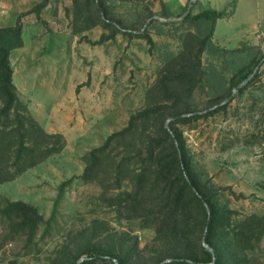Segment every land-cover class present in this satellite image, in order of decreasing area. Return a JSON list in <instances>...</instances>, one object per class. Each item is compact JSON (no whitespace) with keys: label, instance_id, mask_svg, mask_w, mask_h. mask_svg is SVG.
Returning <instances> with one entry per match:
<instances>
[{"label":"rangeland","instance_id":"1","mask_svg":"<svg viewBox=\"0 0 264 264\" xmlns=\"http://www.w3.org/2000/svg\"><path fill=\"white\" fill-rule=\"evenodd\" d=\"M103 1L107 15H100L119 28L115 36L99 21V0H0V27L23 25L24 45L10 55L17 93L45 132L66 139L61 153L0 185V264H81L92 248L128 256L127 264L204 259L207 207L199 203L181 239L157 237L153 213L164 203V181L152 187L160 167L149 150L167 154L159 141L176 113L223 105L177 127L195 174L217 191L216 206L235 212L216 242L231 243L234 264H264V65L244 92L233 89L264 55V0H199L193 15L226 13L201 53L211 22L186 18L190 0ZM145 30L152 42L125 33ZM148 111L154 112L101 156L94 179L82 180L89 153ZM17 138L5 135L2 163L12 164L9 148ZM143 172L144 211L127 196ZM15 201L37 208L46 221L33 242L1 214Z\"/></svg>","mask_w":264,"mask_h":264},{"label":"trees","instance_id":"2","mask_svg":"<svg viewBox=\"0 0 264 264\" xmlns=\"http://www.w3.org/2000/svg\"><path fill=\"white\" fill-rule=\"evenodd\" d=\"M191 2L192 0L185 6L183 14L187 12ZM97 9L99 15L100 12L105 16L107 15L106 4L103 0H99ZM168 15H170L169 11ZM224 17H226V13L213 9L204 10L195 15L191 11L186 16L187 19L192 18L196 21L207 20L211 22L208 34L202 40L200 53L208 43H212L217 22ZM99 21L103 27L112 31L113 36L120 32L117 26L106 19H102L101 15ZM22 31L23 25L19 20L14 26L0 27V93L3 100V105L0 106V150L4 149V145H7L4 141L5 135L16 134L18 137L9 148L14 157L12 164H5L0 160V185L14 180L26 169L38 165L49 156L61 153L66 146L64 135L47 133L35 121L29 113L28 104L21 101L17 88L13 83L14 70L10 63V55L13 50L24 45ZM146 31L143 34L125 33L130 36L145 37L152 42L151 36ZM233 51H237V49ZM263 65L264 55L257 61L253 69L247 73L242 72L240 77L233 81V89H237L240 93L244 92L259 78L260 69ZM252 75L253 77L245 85H242ZM230 97L232 96L230 95ZM223 108H225V105L206 110L204 113H176L170 122V130L164 126L165 122L163 123L166 138L159 141V143L164 144L162 152L168 151L167 154L165 156L156 155L153 148L149 150L151 162L158 160L160 167L156 171V179L152 187H158L164 181L161 195L164 203H158L156 205L157 210L153 213V223L157 231V237L160 239H181L192 218L193 205L199 203L203 207H207V211L205 210L206 231L204 244L208 247H202L204 259L191 255H188L187 258L177 256L172 258V262L161 261L160 264H234L230 259L231 254H233L231 243L226 244V242H223L219 244L216 242V238L219 228L228 225L235 212L216 206L214 198L217 191L205 186L195 174L185 137L177 127L179 123L186 124L193 120L209 117ZM150 112L154 111L142 112L132 116L125 129L113 133L107 138L102 147L92 150L87 158L88 166L80 178L87 182L92 181L98 172L101 156L114 142L131 134L140 120L149 118ZM36 137H40L41 141L37 142ZM11 166L15 169L11 170ZM147 179L148 177L143 172L136 179L133 192L127 193L129 198L139 202V209L142 211H144L146 203L144 189L146 188ZM73 181L72 178L62 183L56 204L65 193L66 187L70 186ZM1 214L8 220L13 221L16 228L25 233L29 242H33L39 227L46 222L37 208L20 201L9 203L1 210ZM54 214L55 211L47 221L48 223L52 221ZM240 235L236 233L234 238L239 241ZM85 253L87 258L81 264H93L98 260L109 261L111 264H127L128 262V256L120 257L112 251L92 248L86 250Z\"/></svg>","mask_w":264,"mask_h":264},{"label":"water","instance_id":"3","mask_svg":"<svg viewBox=\"0 0 264 264\" xmlns=\"http://www.w3.org/2000/svg\"><path fill=\"white\" fill-rule=\"evenodd\" d=\"M197 1L198 0H192L191 4L189 5L187 12L185 13V16H187L191 13V11H192V9L195 6ZM255 72H256V70H255ZM255 72L253 73V75L255 74ZM253 75L248 80H246L242 85H245L253 77ZM205 246H207V245H205Z\"/></svg>","mask_w":264,"mask_h":264}]
</instances>
